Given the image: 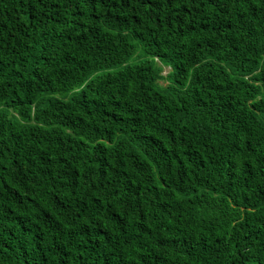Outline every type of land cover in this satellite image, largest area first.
I'll list each match as a JSON object with an SVG mask.
<instances>
[{"label":"trees","instance_id":"trees-1","mask_svg":"<svg viewBox=\"0 0 264 264\" xmlns=\"http://www.w3.org/2000/svg\"><path fill=\"white\" fill-rule=\"evenodd\" d=\"M0 264H264V0H0Z\"/></svg>","mask_w":264,"mask_h":264},{"label":"rangeland","instance_id":"rangeland-1","mask_svg":"<svg viewBox=\"0 0 264 264\" xmlns=\"http://www.w3.org/2000/svg\"><path fill=\"white\" fill-rule=\"evenodd\" d=\"M139 62V59H133V60H131L130 61V63L131 64H136V63H138ZM171 70H172V68L171 67H164V70H163V75L164 76H166V75H168V73L169 72H171ZM105 73H107V72H105ZM169 81H162V82H160V84L162 85V86H164V87H167L168 85H169ZM57 97H59V98H62V96H57ZM67 99H69L70 98V96H68V97H66Z\"/></svg>","mask_w":264,"mask_h":264}]
</instances>
